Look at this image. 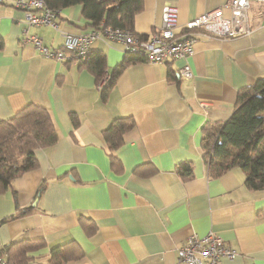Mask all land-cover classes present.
I'll return each instance as SVG.
<instances>
[{"label": "crops", "instance_id": "0c3cea01", "mask_svg": "<svg viewBox=\"0 0 264 264\" xmlns=\"http://www.w3.org/2000/svg\"><path fill=\"white\" fill-rule=\"evenodd\" d=\"M14 1L0 0V119L29 102L41 104L59 138L37 148L38 167L0 194L1 249L41 238L45 246L25 264H53V247L70 241L82 254L63 264H185L178 249L186 240L215 232L236 250L221 264H264V189H249L240 167L211 176L203 147L204 127L228 120L239 90L264 76V2L250 1L249 35L201 38L192 55L170 65L133 61L103 99L95 75L81 62L48 58L23 43L25 11ZM227 1L143 0L133 31L152 33L166 5L178 8L180 31ZM81 10L79 4L64 8L57 27L31 26L29 32L61 47L65 33L94 28ZM92 49L106 53L110 74L126 54L122 44L102 38ZM186 62L191 78L178 72ZM71 114L79 118L77 127ZM129 116L135 124L115 150L119 171L111 165L105 131L116 118ZM186 161L193 164L189 179L177 169ZM18 208L28 211L2 221Z\"/></svg>", "mask_w": 264, "mask_h": 264}, {"label": "trees", "instance_id": "16d2710c", "mask_svg": "<svg viewBox=\"0 0 264 264\" xmlns=\"http://www.w3.org/2000/svg\"><path fill=\"white\" fill-rule=\"evenodd\" d=\"M59 14V11L74 5H81V14L94 28L111 26L134 30V20L143 10V0H44ZM5 39L0 35V50ZM133 61H145L135 54H125L114 67L110 80L102 89L106 98L109 89L115 84L122 70ZM172 61H168L170 65ZM82 65L88 67L100 84L107 67L104 51L92 50ZM174 71H170L173 74ZM171 75V74H170ZM175 77V76H174ZM74 127L79 124L76 114H71ZM135 124L133 118L119 117L105 131V138L110 149V161L113 168L121 170L122 162L115 150L123 143L124 134ZM204 159L213 177H219L233 167H240L246 174V186L251 190L264 189V76L254 84L239 90L236 106L228 120L208 123L204 127ZM58 132L47 107L29 102L8 119H0V194L12 188L13 180L25 172L36 169L37 148L50 147L58 141ZM178 172L183 179L193 176L191 161L178 165ZM43 182L39 192L45 188ZM28 208H18L2 221L25 214ZM263 211V210H261ZM264 212V211H263ZM41 238L19 239L10 242L8 260L11 264H25L31 260L30 253L45 246ZM81 247L73 242L54 246L51 252L53 264L80 256Z\"/></svg>", "mask_w": 264, "mask_h": 264}, {"label": "built area", "instance_id": "2783aa9c", "mask_svg": "<svg viewBox=\"0 0 264 264\" xmlns=\"http://www.w3.org/2000/svg\"><path fill=\"white\" fill-rule=\"evenodd\" d=\"M250 1L228 0L224 6L188 20L180 31L176 30L179 23L178 8L166 5L163 8L161 24L149 35L106 26L81 33L67 32L61 47L48 46L39 35L29 32L31 26L57 27V13L54 9L44 0H15L14 4L25 11L23 43L32 44L45 57L67 63L82 62L91 54L93 43L102 38L122 44L126 54H135L154 63H167L192 55L201 38L249 35L252 32ZM178 72L184 78L194 76L193 68L187 62L178 68ZM110 77L111 74L106 71L99 84L100 89L107 85ZM1 248L0 246V264H11L6 250ZM235 255L236 250L215 232H209L205 236L192 235L178 249V258L185 264H221L224 257L232 259Z\"/></svg>", "mask_w": 264, "mask_h": 264}]
</instances>
